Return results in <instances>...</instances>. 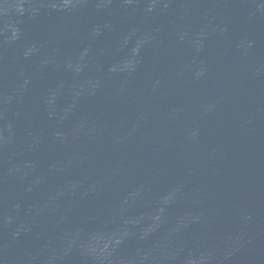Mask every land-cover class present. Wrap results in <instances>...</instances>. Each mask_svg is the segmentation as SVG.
<instances>
[{"label": "water", "instance_id": "1", "mask_svg": "<svg viewBox=\"0 0 264 264\" xmlns=\"http://www.w3.org/2000/svg\"><path fill=\"white\" fill-rule=\"evenodd\" d=\"M0 264H264V0H0Z\"/></svg>", "mask_w": 264, "mask_h": 264}]
</instances>
